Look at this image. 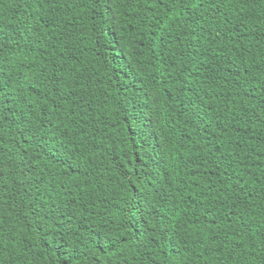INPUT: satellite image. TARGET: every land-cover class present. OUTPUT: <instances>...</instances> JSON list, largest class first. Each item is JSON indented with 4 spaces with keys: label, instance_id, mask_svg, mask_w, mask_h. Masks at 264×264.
<instances>
[{
    "label": "trees",
    "instance_id": "1",
    "mask_svg": "<svg viewBox=\"0 0 264 264\" xmlns=\"http://www.w3.org/2000/svg\"><path fill=\"white\" fill-rule=\"evenodd\" d=\"M0 264H264V0H0Z\"/></svg>",
    "mask_w": 264,
    "mask_h": 264
}]
</instances>
